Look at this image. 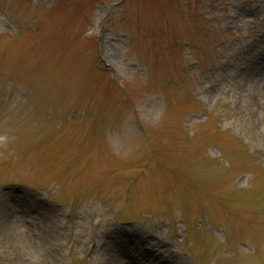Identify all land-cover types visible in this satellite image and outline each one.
<instances>
[{
  "label": "rangeland",
  "instance_id": "1",
  "mask_svg": "<svg viewBox=\"0 0 264 264\" xmlns=\"http://www.w3.org/2000/svg\"><path fill=\"white\" fill-rule=\"evenodd\" d=\"M28 1L0 0V264H264V0Z\"/></svg>",
  "mask_w": 264,
  "mask_h": 264
}]
</instances>
